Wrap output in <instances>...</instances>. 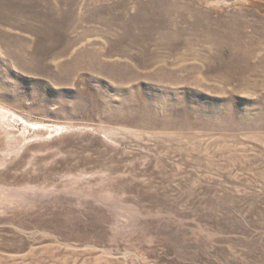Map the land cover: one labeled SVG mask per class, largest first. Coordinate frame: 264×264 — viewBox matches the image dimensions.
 Segmentation results:
<instances>
[{"label": "rangeland", "instance_id": "1", "mask_svg": "<svg viewBox=\"0 0 264 264\" xmlns=\"http://www.w3.org/2000/svg\"><path fill=\"white\" fill-rule=\"evenodd\" d=\"M0 264H264V0H0Z\"/></svg>", "mask_w": 264, "mask_h": 264}]
</instances>
